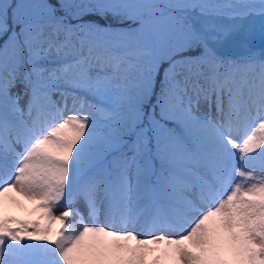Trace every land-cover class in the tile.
<instances>
[{"label":"snow or ice","instance_id":"6c2138e0","mask_svg":"<svg viewBox=\"0 0 264 264\" xmlns=\"http://www.w3.org/2000/svg\"><path fill=\"white\" fill-rule=\"evenodd\" d=\"M0 264H264V0H0Z\"/></svg>","mask_w":264,"mask_h":264},{"label":"rangeland","instance_id":"374dc122","mask_svg":"<svg viewBox=\"0 0 264 264\" xmlns=\"http://www.w3.org/2000/svg\"><path fill=\"white\" fill-rule=\"evenodd\" d=\"M27 204V202H25ZM30 206V205H29ZM82 207V206H81ZM62 210V209H58L56 214L58 215L59 214V211ZM9 211L11 212V214H14V215H17V216H21V217H25L26 216V213L21 211V210H12V209H9ZM37 259H40L39 256L36 257Z\"/></svg>","mask_w":264,"mask_h":264}]
</instances>
